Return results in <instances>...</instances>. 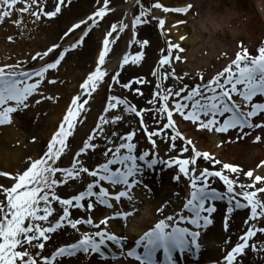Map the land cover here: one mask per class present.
I'll list each match as a JSON object with an SVG mask.
<instances>
[{
	"label": "snow or ice",
	"instance_id": "snow-or-ice-1",
	"mask_svg": "<svg viewBox=\"0 0 264 264\" xmlns=\"http://www.w3.org/2000/svg\"><path fill=\"white\" fill-rule=\"evenodd\" d=\"M108 2L103 0L101 4L100 0H96L95 10L84 19L72 23L60 36L63 41L83 25L77 38L63 46L53 43L46 50L31 56L33 61H44L56 50L50 61L32 69L23 67L26 60L0 66V125L9 123L11 114L22 112L41 101L55 102L54 97L46 96L43 92L42 82H56L55 77L49 78L46 74L49 70H58V65L66 59L67 54L82 46L90 30L108 11ZM18 3L23 6L15 7ZM67 3L70 0H55L52 10H46L45 0H0V9H3L0 10V22L15 12L27 14L30 22L35 24L45 17H56ZM136 3L139 5L140 0H136ZM154 7L160 9L162 5L156 3ZM188 7H163V11L184 14ZM148 15V10L141 6L139 14L131 19V39L127 43L129 48L133 43L137 44L140 50L123 52L108 83L109 91L114 85H119L125 91L142 96L140 88L130 86L146 83L143 76H133L125 82H121L119 76L126 65H138L142 60L143 49L149 41L138 39L137 33L138 26L148 23L142 19ZM11 22L19 26L22 20L17 18ZM163 24L164 21L159 20L154 28L159 30ZM127 27L128 24L121 20L103 33L102 40L97 44L94 67L79 83L78 92L70 97L63 118L51 133L42 155L30 159L26 170L11 176L13 184L10 187L0 185V195L4 197L0 200V264H61L78 253L89 258L95 256L101 261L123 258L135 264H178L174 253L180 258L190 253V258H195L196 250L200 247V231L213 224L216 201H224L227 205L221 214L225 232L233 215L244 213L242 228L236 233L233 246L222 257V264H234L237 257L242 258L247 254V250L253 253L258 250L249 241L258 234L264 235V175L256 174L251 169L243 171L239 166L220 161L207 150H198L196 141L186 137L179 128L183 125L186 129L207 130L209 133H226L233 129L247 135L248 132L243 130L264 127V41L257 48V55H250L246 48L237 51L235 58L221 72L212 76L207 83L196 84L190 89L187 85L164 87V80L168 76L173 80L180 78L172 72H161L160 66L169 61L173 50L182 51L179 44L166 41L168 54L160 55L157 66L151 72L154 87L145 101L151 107L137 109L126 98L108 95L103 112L75 152L71 165L58 167L59 158L68 148L66 142L78 123L77 118L82 116L88 98L110 70L107 59L110 48L115 38ZM184 38L179 37L181 40ZM7 39L12 40V37ZM118 106H122V114L134 117V126L127 132L108 131L104 127L109 123L115 125L122 119V114L105 115ZM142 113L150 114L149 122L158 127L150 130L149 122L144 120ZM135 118H139L138 121ZM137 133L139 141L135 139ZM157 139L165 143L162 157L158 155ZM254 139L259 140L260 137ZM178 140L181 142L179 145L176 143ZM140 143H146L148 147H140L138 153L134 154ZM97 148L102 149L100 155L103 160L89 168L85 157L90 151L94 155ZM189 149L190 154L186 157L177 155L189 153ZM198 158H202L203 163ZM260 163L264 164V161ZM158 164L165 168L175 166L171 180L179 181L182 176L187 181L182 206L165 214L171 202L163 201L155 209L160 218L153 226L141 229V234L132 244H128L127 237L112 231L111 227H120L121 223L127 227V217L135 212V199L131 192L141 186L146 192L150 191L149 185L143 184L140 173ZM209 165L220 167L217 169ZM57 173L59 177L55 175ZM7 175L0 172V176ZM84 175L91 179L82 190L67 198H62L56 191L58 185L66 184V180H80ZM240 177L246 179L241 180ZM99 206L107 211L93 217L92 210ZM72 211L88 215L73 217ZM65 228L78 233V239L55 246L45 255V242ZM81 228L94 231H81ZM224 243H229V239H225ZM259 250L264 251V244ZM158 252L159 260L156 259Z\"/></svg>",
	"mask_w": 264,
	"mask_h": 264
},
{
	"label": "rangeland",
	"instance_id": "rangeland-1",
	"mask_svg": "<svg viewBox=\"0 0 264 264\" xmlns=\"http://www.w3.org/2000/svg\"><path fill=\"white\" fill-rule=\"evenodd\" d=\"M209 1L210 0H199L194 3H190L192 7L196 9L195 15L200 16L201 15L200 12L202 10L200 5L204 7V5L206 6L208 4L207 2ZM223 1H226V2L232 1L237 4L236 6L238 5L243 6L242 4L244 3V0H223ZM246 1L250 2V0H246ZM132 2L133 4L131 5V8L127 10L128 11L127 12L123 8V6H125L127 3L131 4ZM54 3H55V0H45L46 10H52ZM100 3L102 4L103 0H100ZM156 3H160L162 5V8L160 9L155 8L154 5ZM22 6H23L22 4L18 3L15 7H22ZM96 6H97L96 0H70V3L65 4L61 12L56 17H53V18L45 17L41 21L36 22L35 24L30 22V17L27 14H17L13 12L10 17H6L2 22H0V66H3L5 64H14L18 61L26 60V63L23 65L25 69H32L34 67H37L36 64L39 59L33 61L31 59V56L34 55L36 52H42L46 50V48L49 47L53 43H57L63 46L71 42L75 38H77L79 32L84 27L83 25H81L79 29L73 30V32L70 33L69 36L66 37L63 41L60 40V36L62 32L66 30L68 26L90 15L91 12L95 10ZM141 6H143L146 10H148L149 15L146 17H142V19L148 21V23L145 26H138L139 31L137 33V38L147 39L149 43L145 45L143 49L144 55L142 57L141 62L138 65H131V64L126 65L124 70L121 72L119 79L121 82H125L127 79L133 76H143L145 80L147 81L146 83L139 84V85L134 83L132 86L143 87L144 89H147L145 98L143 100H133L132 98L129 97V92L120 88L119 85H114L112 90L109 91L108 83L110 82L111 75L114 74L116 68L108 72L104 80L98 85L97 90L91 95V97L88 98L89 102L85 105L86 110L82 113V116L77 118L78 123L73 129V134L68 138V141L66 142L68 144V148L66 149L65 153H62L61 157L59 158L58 167H67L71 165V161H72V158L75 152L78 150L80 146H82L83 140L86 139L87 135L91 132V129L95 127L96 121L99 119L100 114L103 112V107L106 103L108 95L111 94V95H115L121 98H126L130 102V104L134 105L137 109L141 107H151L150 105H147L145 103L146 99L150 97L151 90L154 87V77L152 76L151 72H152V69L157 66L160 55L168 54L166 51V44H165L166 41L179 44L182 51L177 52L176 50H173V53L169 56V61L165 65L160 66L161 72L163 73L172 72L174 73L176 77L180 78L179 80H173L171 76H168L164 80V87L174 85L176 88H180V87H184L185 85H187L188 88L190 89L192 86H195L196 84L207 83V81L212 76L216 75L218 72H221L224 67L230 64L231 61L226 62L225 61L226 58H222L219 62L221 63L220 67L223 66V63H224V66L222 68H219L218 66L219 63H218L216 65L217 67L215 66L213 67V69H208L203 72L198 71L197 69L193 70V65L197 64V61H201V58L198 54L197 60L191 59V63L190 65H188L186 61L187 58L184 56V52L188 50H190L191 52L192 50L201 51L203 49L198 47V42L191 44V43H184L183 42L184 40H181V39L173 40V37L170 32L171 28L180 27L182 23H176V21H171L172 16H173L172 13L174 12H171V11L164 12L163 11V7L171 8V6H168L167 4H165L163 0H140L139 5L136 3V0L134 1L133 0H109L108 4L106 5L108 11H106L104 17L98 20L97 26H94L90 30L82 46H80L78 50H72L70 54H67L66 59H64L61 62V64L58 65V70L56 71L49 70V72L46 74L49 78L55 77L56 82L53 84L42 82L44 94L46 96L51 95L52 97H54L55 102L45 100L44 102L41 101L37 105L41 107V104L45 103V105L48 104V106L50 105L57 106L58 104L61 103L60 108L57 110V113H59L61 111L62 105L64 104V106L62 107V112L60 113V115L58 114L57 116L58 117V120L56 122L57 126H58V122L62 120L63 118V113L66 111V105L68 104L70 97L78 92L79 83L82 82L86 74L89 71H91L92 68L94 67L95 58L98 54L97 44L100 40H102L103 33L106 30H108L113 23H119L121 20H123L126 24H128V18L131 21V19L134 16L138 15ZM237 8L238 7H236V9ZM0 10H3V9H0ZM241 10L242 9H240V11ZM170 13L171 15L169 16ZM126 16H127V19H126ZM17 18H20L22 20V23L19 26L14 25L11 22ZM159 20H163L164 24L161 26L159 30H157L154 28V25ZM195 20H202L203 22H205V19L203 17L195 18ZM178 21H181V20H178ZM194 24L196 25V23ZM168 26H170V28ZM187 27H189V25ZM185 30H187V28H185ZM189 32L191 33V30L189 31L188 29V35H190ZM185 35L187 34L180 35L179 37L181 36L185 37ZM10 36L12 37V40L7 39ZM260 36H262L260 40L256 41V42H259L258 47L261 45V42L264 41V31H262V35ZM129 39H131V26L130 25H128V27L125 29L123 33H121L118 37L115 38V41L110 48L109 56L107 59L110 60L112 57H116L118 55L120 57L121 56L120 53H122V51L124 50L131 51L133 53L135 51L140 50L139 46L135 43H133V45L129 48L128 43H127ZM198 39H200V37L196 33L194 40L198 41ZM236 39L237 37L235 39L234 38L230 39V44L227 46L224 45L223 47L224 49L225 48L228 49L230 48V46H233L232 49H229L228 51L230 60L235 58V55L231 56L230 53L234 51H241L242 46H245V48L248 50L250 55L258 54L257 52L256 54L253 53V50L249 48L251 43L250 44L248 43V46H246L245 43L243 42L245 39H240L241 41L236 40ZM241 42H242V45H241ZM224 43H228V41L226 40ZM162 48L164 49V51H160V49ZM203 53L204 55H209L205 51H203ZM55 54H56V50H54L53 53L50 54L48 57H46L45 60L42 61L41 63L50 61L54 57ZM177 57H179V59H177ZM45 83L48 85L49 91L45 89L44 87ZM62 89H64L65 93H62L63 91ZM57 90L61 92L63 95H61V93H57L58 92ZM63 96H66V103L62 102V100L64 99ZM234 99H236V97H234ZM23 112L24 110L22 112L18 111L16 113L11 114V120L9 123L12 122V126L6 123L4 125H0V128H2L3 126L9 125L10 126L9 129L12 130L13 133H15L13 135L15 142L18 143V145H20L23 150H27V144L33 148V150L31 151V156L24 157L22 161L23 163L22 169L26 170V167L30 159H36V158H39L40 155H42V152L46 147V143L50 139L51 135L46 140L42 141L40 146L38 147L37 146L35 147L34 145L37 143L39 137L34 140H30V136H27L28 142L26 141V143L23 144L21 142L22 138H20V134L22 132V131L20 132V128H21L20 119H21V115ZM122 113H123L122 106H118L117 109L110 110V113L105 114V115H110V114L121 115ZM149 115H144L142 113V116L146 122H149ZM38 117L39 118L37 119V122L38 121L43 122L46 118L45 115L42 113H40ZM135 119L138 121L139 118H135ZM133 120H134V117L132 115L122 114V119L118 121L117 124L113 125L109 123L107 125H104V127L108 131L122 130L121 133H123L133 128L134 126ZM32 123L33 122L31 121L29 122L30 127L33 126ZM43 123L47 124V121H44ZM153 127H158V126L152 125L149 122L150 130ZM22 128H24V126H22ZM43 130L44 129H40L39 135L44 132ZM189 130L193 132L196 131V133L200 135L201 137H204L206 141H210L213 148L220 149L219 147L222 141L221 133H215V132L209 133L207 130H196L195 128H189L188 131ZM165 131L170 132V130H165ZM16 133H18V135H16ZM26 133L27 132H25L24 134ZM0 136H1V132H0ZM135 139L139 141V133L136 134ZM156 143H157V148L159 149L158 155L162 157L165 154V148H164L165 143L161 142L159 139H157ZM176 143L179 145V143L181 142L178 140L176 141ZM142 145H147V144L140 143L138 148H140ZM94 151H95L94 155L90 151L87 157H85V163L87 164L89 168L93 167L97 163L102 162L103 160V157L100 155L102 149L97 148ZM189 154H190V149H189V153H184V154L177 153L178 156H183V157H186ZM210 154L214 155V153H210ZM230 159H233V158L230 157ZM230 159H228V162ZM198 161L201 163L202 159L198 158ZM259 165H260L259 167L255 168L256 171L253 170L254 173L256 174H261L259 169L264 167V164H259ZM1 169H3L2 166H1ZM174 169H175V166L167 170V174L169 173L172 176ZM156 173H159V172H156ZM13 175L15 174H12L11 176ZM55 175L59 177V173ZM2 177L4 179L6 178L4 176ZM241 178L242 177H240V179ZM90 179L91 178L87 177L86 175H84L83 179H80V180L68 179L66 180V184L58 185L56 191L62 198H67L75 194L79 190H82V188L85 186V184ZM147 183L148 182L143 181V184H147ZM172 183L176 184L174 185V188H171V189L167 188L165 191H171L173 189H176V190H173L174 196L180 197L179 196L180 195L179 186L186 187L187 181L181 176L179 181L172 180ZM214 185L218 186V184H214ZM139 188L142 189L140 190L142 192L143 191L142 186ZM155 194H156V197L158 196L160 197V194L162 193L147 192L144 195H138V196H132V197H136L137 200H142L143 202H150L152 198L155 197ZM100 207H102L101 210H105L103 206H100ZM140 207H142V205H136V202H135V212L134 214L127 217V220L137 215L140 212ZM166 212H167V209H166ZM71 214L73 217L88 215V213L77 212V211H72ZM84 230L94 231V229H88V228H84ZM119 232H123V235L125 234L124 236L126 237L132 236L133 238L134 236V233L129 232L128 227H123L122 223H121V226L119 227ZM137 236L139 235H136L135 237ZM68 237H71V236H68ZM75 240L76 239L72 237L69 238L70 243L74 242ZM133 240L129 238V240H127V243L128 244L132 243ZM198 244L200 245V247L197 250L208 248L209 245L212 246V241L211 242L208 241L207 239H205V236L202 237V234H201V238L198 237ZM225 247H227V245L222 243L220 245V250H223ZM43 251L45 255H47L46 247L43 249ZM84 255L85 254H83L80 257L76 255L74 257H77L79 259L83 257ZM173 255L175 257L178 254L174 253ZM186 255L191 256L190 253L184 254V256ZM196 257L197 255H195V258L192 259V261L197 260ZM73 258L67 259L66 261L62 262V264H76L77 261H73ZM120 261L121 259H109V260H104L103 262L98 259L97 260L91 259V261H89V263L87 264H96V263L98 264H119Z\"/></svg>",
	"mask_w": 264,
	"mask_h": 264
},
{
	"label": "bare ground",
	"instance_id": "bare-ground-1",
	"mask_svg": "<svg viewBox=\"0 0 264 264\" xmlns=\"http://www.w3.org/2000/svg\"><path fill=\"white\" fill-rule=\"evenodd\" d=\"M163 1L165 4L171 7H182L185 5L189 6L188 4L197 2L199 0ZM207 3L208 4L206 6L204 5V7L200 5L202 9L200 12V16L195 15L196 9H194L192 5L191 8L188 9V11H186L184 14L172 13L173 16L171 21L181 20L183 24H181L182 26L180 25V27L171 28L170 32L173 37V40H178L180 35L187 34L183 39L184 43L194 44L198 42V47L203 49L201 50L202 52L194 50H192V52L190 50L184 52V56L187 58L186 61L188 65H190L191 59L197 60L198 54L201 58V61H197V64L193 65V70L197 69L201 72L206 71L208 69H213V67H215L222 58H226V62L231 61L228 51L229 49H232L233 46H230V48L228 49H224L223 47L224 45H229L230 39H235L236 37V40L245 39L247 42L245 40L243 42L246 46H248V43H251L249 48H251L253 50V53L256 54V48L259 45V42L256 41L260 40V38L262 37L260 35H262V31H264V0H250V2L244 0V3L242 4L243 6H236L237 4L232 1L226 2L223 0H210ZM132 4L133 2L131 4L127 3L125 6H123V8L127 11L131 8ZM236 7L238 8L236 9ZM240 9L242 10L240 11ZM170 15L171 13L169 14V16ZM199 17H203L205 19V22H203L202 20H195V18ZM194 23H196L197 26ZM188 25L189 27H187ZM168 27L170 28V26ZM185 28H187V30H185ZM188 29L189 31L191 30V33L189 32L190 35H188ZM196 33L200 37L198 41L194 40ZM226 40L228 41V43H224ZM243 48H245V46H242V49ZM203 51L207 52V54L209 55H204ZM236 52L237 51L231 52L230 55L234 56ZM119 59L120 57L118 55L108 60L110 68L108 72L115 69V67L118 65ZM41 62V60H38L36 66L41 65ZM220 64L221 63H219L218 66L219 68H222L224 66V63L221 67ZM44 87L45 89H47V91H49L48 85L46 83ZM138 88L142 90L143 94L142 96L138 97L134 93L129 92V97L133 100H143L146 96L147 89H144L143 87ZM62 90V93H65L64 89ZM57 93L61 92L58 91ZM62 93L61 95H63ZM63 97L64 99L62 100V102L66 103V96ZM60 104H58L57 106H48V104L45 105V103H43L41 104L42 108L35 104L24 110L20 119V132L22 131L20 134V138H22L21 142L23 144L26 143V141L28 142L27 136H30V140H34L33 138L36 139L39 137L37 143L34 145L35 147H38L40 146L42 141L46 140L51 135L55 128L58 127L56 123L58 120L57 116L58 114L60 115V113L62 112V107L64 106L63 104L61 107V111L57 113V110L60 108ZM40 113L45 115L46 118L44 121H47V124H44V121L37 122ZM30 121L33 122L32 127H30ZM256 122L258 123L259 121L256 120ZM8 124L12 126V122ZM9 125H7L8 127L3 126L2 128H0V172L9 174L7 176H4L6 177L5 179L0 176V185L6 187H10L13 184V180L10 179L12 174L22 172V161L24 157L31 156V151L33 150V148L30 147L28 144L27 150H23L22 147L15 142L13 136L15 133H13L12 130L9 129ZM22 126H24L25 129L22 128ZM40 129H44V132L39 135ZM188 129L189 128L186 129L183 125H181L179 128V130L184 133L186 137H192L196 141V147L198 148V150H207L210 153H214L213 156L215 158L219 159L222 162H227L235 166H239L243 171H247L250 169L256 171L255 168L257 167V165L261 164V161H264V127L254 128L251 131L247 129L243 130L245 132H248L247 135H241L235 130L229 129L228 132L221 133L222 141L220 143V149L213 148L210 141H206L204 137L198 135L196 131H188ZM25 132L27 133L24 134ZM118 132H122V130H119ZM18 133H16V135H18ZM256 136H259L260 139L255 140L254 138ZM141 147H147V145H142ZM138 151L139 148L134 151V154H137ZM157 151H159L158 148ZM230 157H232L233 159H230ZM228 159H230L229 162ZM137 163L140 162L137 161ZM201 163L203 162L201 161ZM1 166L3 169H1ZM209 167H216L218 169L220 165H209ZM169 169L170 168H165L163 165L158 164L154 165L151 169H144V171L140 173V176L142 177L143 181L148 182L147 184L149 185L150 191L147 192H160L162 194H160V197H156L155 194V197L152 198L150 202H143L142 200H137V198L134 197L136 205H142V207H140V212L137 215L133 216L131 219L127 220L128 230L129 232L134 233V239L138 237H135L136 235L141 234V229L146 230L148 227L153 226L154 222L160 218L155 211L156 207L160 203H162L163 201L171 202L167 208L168 213L174 209H179L182 206L183 198L185 197L187 192V187L179 186L180 197L174 196L173 190L176 189H173L171 191H165L167 188L171 189L174 188V185H176L175 183H172L171 175L169 173L167 174V170ZM259 171L261 172L260 175H264V167L259 169ZM241 179L244 180L246 178L242 177ZM213 186L218 188L220 187L219 185ZM147 192L144 188L141 192L139 190V187H136L131 192V195H144ZM3 199V195H0V200ZM226 206L227 205L224 201L214 202L215 211L212 214L213 224L207 226L206 229L201 230L200 235L198 236L199 238H201V234L202 237L205 236V239L210 242L212 241V246L209 245L208 248L196 250L197 260L194 261H192L190 255L184 256L183 261H180L178 259V255L175 256L174 259L177 258L178 264H222V257L226 255V252L230 250V248L233 246V242H235L237 238L236 233L242 228V218L244 215L243 212L235 213L233 215V218L229 221V228L227 232H225L221 224V214ZM101 208L102 207L100 206L94 208L91 212V215L93 217H98L107 211L106 209L101 210ZM167 212L165 214H168ZM111 230L123 235V232H119V227H111ZM81 231H85L84 228H81ZM68 236H71L74 239H78V233L73 232V230H71L70 228H65L63 229V232L53 234L52 238L49 241L45 242L47 254H49L55 246L70 243L71 240L69 241V238L71 237ZM129 238L133 240L132 236H127V240H129ZM225 239H229V243L226 244L227 247H225L223 250H220V245L224 243ZM249 243H254L258 250L255 253H253L251 250H247V254L244 255L242 258L237 257V261H235L234 264H264V251L259 250L261 244H264V235L258 234L254 236L249 241ZM76 255L80 257L83 254L78 253ZM91 259L97 260L95 256L89 258L84 255L79 259L77 257H74L73 261H77V263L79 264H87L89 263V261H91ZM66 260L67 259L63 260L62 262ZM119 264H135V262L121 258Z\"/></svg>",
	"mask_w": 264,
	"mask_h": 264
}]
</instances>
